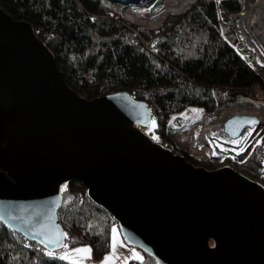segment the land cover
<instances>
[{
    "label": "water",
    "instance_id": "obj_1",
    "mask_svg": "<svg viewBox=\"0 0 264 264\" xmlns=\"http://www.w3.org/2000/svg\"><path fill=\"white\" fill-rule=\"evenodd\" d=\"M150 121L127 92L76 93L33 27L0 7L2 224L48 252L62 248L61 187L78 180L157 264H264V187L228 165L192 164L138 127ZM260 127L253 115L223 122L230 138Z\"/></svg>",
    "mask_w": 264,
    "mask_h": 264
},
{
    "label": "trees",
    "instance_id": "obj_2",
    "mask_svg": "<svg viewBox=\"0 0 264 264\" xmlns=\"http://www.w3.org/2000/svg\"><path fill=\"white\" fill-rule=\"evenodd\" d=\"M122 6L110 0H0L13 19L33 27L67 85L80 96L93 99L127 92L150 109L149 125L138 127H149L145 133L155 142L208 171L231 166L264 187V131L261 143L245 156L220 165L194 161L171 140L178 130L172 118L190 107L211 117L213 110L228 103L264 105V68L256 66L250 52L237 48L233 27L221 23V16L227 17L223 11L242 9L238 2L196 0L184 12L167 16L156 29L133 28L144 39L159 33L155 53L142 46L122 19ZM61 196L57 218L64 245L88 244L93 257L100 259L109 251L117 222L88 198L86 186L78 180L65 183ZM58 250L48 252L0 222V264H74L57 255ZM143 254L130 264H157Z\"/></svg>",
    "mask_w": 264,
    "mask_h": 264
},
{
    "label": "rangeland",
    "instance_id": "obj_3",
    "mask_svg": "<svg viewBox=\"0 0 264 264\" xmlns=\"http://www.w3.org/2000/svg\"><path fill=\"white\" fill-rule=\"evenodd\" d=\"M126 1H128V0H115V2L117 4H120V5L121 4L123 5V2H126ZM136 1H137V3H130L129 5L128 4L127 5L124 4V5L125 6H131L134 8H136V7L147 8L148 9V12H147L148 16L154 15L160 9V7L162 6V4L164 2V0H163L161 3H158L157 5L156 4L153 5L151 3H147L148 0H136ZM236 2H238V1H236ZM124 5L120 9V15H121L122 19L127 24H129V28L137 35L142 46L144 47V45L146 44L147 47H150V48H149V50L146 48L145 49L151 53H155V51H156V49H155L156 39L155 38H157L159 36V33L154 34L149 39H144L133 28H136V29L143 28V29L153 30V29L158 28L162 21L161 22L158 21L157 23H155L154 20L153 21L147 20V22L144 25H134L133 23L129 22L127 19H125L123 17L122 11H123V8L125 7ZM240 7H242V6H240ZM246 7H247V5L245 4L240 11H237L235 13L244 12ZM184 11H182V12H184ZM182 12H180V13H182ZM180 13H168L163 17L162 20H164L167 16L178 15ZM158 23H159V25H157ZM229 23L233 27V30H231V29L230 30H231V32L233 31V34L235 35V38H236V42H240V40L239 41L237 40V37L239 39V36H240V33L238 32V30H239L238 27L236 26L234 21L229 20ZM227 34H230V32L228 31ZM239 48H238L239 50H244V51L250 52L251 57H252L251 59L254 62L253 57L256 54V52H254L252 50L245 49V48L241 47L240 45H239ZM224 106L229 107V108H227L229 111H235L234 110L235 107H245L247 109L253 110L255 108V106H261V105H243V104L228 103V104L221 105L220 107H224ZM220 107H218V108H220ZM196 109H197L196 107H190L187 110L176 114L172 118V121L174 123L173 126L178 128V130L174 134L171 135V140L174 142V144L176 145V147L179 150H186L188 155H190V154L187 151V148H186L187 145L181 144L177 140V136L179 133L185 134V132H187L192 126H194L195 124L200 122L202 119L206 118V117H202V112H200L201 111L200 109H198V112L196 111ZM248 113L255 114L253 111H249ZM148 129H150V128L148 127ZM148 129L147 128L145 130L143 129V131L147 133ZM260 143H261V138H260ZM259 144H257V145H259ZM191 158L197 162H205V163L207 162L204 160H196L192 156H191ZM224 160H226V159H224ZM224 160H220V161H224ZM216 161H210V162H214V164H216V165L217 164L220 165L222 163V162L219 163ZM194 165L199 166V164L198 165L194 164ZM220 166H223V165H220ZM57 255H59L61 258L66 259V260H68L74 264H130L131 260H140L144 256L143 251H141L138 248L132 247L125 242V240L123 239V237L120 233V229H119L118 225H114L112 228L109 251L100 259H95L93 257L91 247L88 244L80 245L78 247H69L68 245H64L62 248H60L58 250Z\"/></svg>",
    "mask_w": 264,
    "mask_h": 264
},
{
    "label": "built area",
    "instance_id": "obj_4",
    "mask_svg": "<svg viewBox=\"0 0 264 264\" xmlns=\"http://www.w3.org/2000/svg\"><path fill=\"white\" fill-rule=\"evenodd\" d=\"M236 1H238L240 6L242 7L245 4L247 5L244 12L250 6L255 5L256 2H259V0H255V1L254 0H236ZM217 2H220V0H217ZM244 12L233 13L230 11L229 12L223 11V13L227 15V17L223 19V17L221 16V23L230 25L229 23L230 16L241 15ZM159 23L157 25H159ZM238 32L240 33L239 30ZM237 40L238 41L240 40V42H236L237 48H239V45H240L241 47L245 49L251 50L248 47V42L244 38V35L242 36L240 34L239 39L237 37ZM144 48L149 50L150 47H147V45L145 44ZM257 55L258 54L256 53L253 57V60L256 66L260 68H264V65L258 62ZM225 107L226 106L220 107L214 110L211 117H206L202 119L200 122L192 126L187 132H185V134H180V133L178 134L177 140L181 144L187 145L186 148H187L188 153L196 160H204V161H216L217 160L216 162L220 163L222 162L220 160L234 159L236 157H239V155L242 153L244 154L243 156H245L252 147L260 143V138H261L260 135L264 130V105L255 106L253 110L247 109L245 107H235L234 109L235 111H240V112L253 111L259 114L261 123H262L261 127L256 131H254L253 129L252 131H250L251 128H245L240 134V136L237 138L238 140L239 139L240 140L237 141L236 143L232 142V140L236 138H230L229 136L225 134L223 130V121L229 116L228 115L224 117V115L228 113L232 114L233 112H235V111H229L227 109L229 107H226V108ZM212 125L216 126L215 129L212 127ZM205 128H212L214 130L209 131L208 133V131L205 132ZM246 129H247V132H246ZM242 137L244 141L241 140Z\"/></svg>",
    "mask_w": 264,
    "mask_h": 264
},
{
    "label": "bare ground",
    "instance_id": "obj_5",
    "mask_svg": "<svg viewBox=\"0 0 264 264\" xmlns=\"http://www.w3.org/2000/svg\"><path fill=\"white\" fill-rule=\"evenodd\" d=\"M196 0H164L160 9L154 15H147L148 9L144 7H131L125 6L122 11V15L129 22L134 25H144L147 20H154L155 23L162 21L163 17L168 13H180L186 10L191 4ZM129 5V4H128ZM230 20L234 21L238 27L240 34L247 40L248 47L255 51L257 55L258 62L264 65V0H259L255 5L250 6L241 15H232ZM249 111H235L232 114H225V116L231 115H253L261 123L260 115L255 113H248ZM224 122V121H223ZM262 124V123H261ZM215 129V125H212ZM212 128H205V132L213 131ZM217 131V130H216ZM252 131V129H250ZM249 131V132H250ZM247 132V129H246ZM212 133V132H210ZM251 133V132H250ZM226 134V133H225ZM227 135V134H226ZM249 135V134H248ZM245 136V135H244ZM243 136V137H244ZM243 137L241 138L242 141ZM238 138V137H237ZM233 139L232 142L239 141L238 139ZM229 146V145H228Z\"/></svg>",
    "mask_w": 264,
    "mask_h": 264
}]
</instances>
